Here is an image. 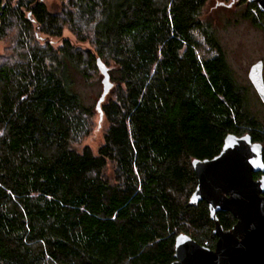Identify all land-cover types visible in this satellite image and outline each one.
I'll return each instance as SVG.
<instances>
[{"label":"trees","instance_id":"obj_1","mask_svg":"<svg viewBox=\"0 0 264 264\" xmlns=\"http://www.w3.org/2000/svg\"><path fill=\"white\" fill-rule=\"evenodd\" d=\"M59 1L51 11L0 0V264H172L180 235L215 249L208 204L191 202L193 162L220 155L230 134L264 146V119L204 18L211 0H173L170 11L156 0ZM237 2L264 30L257 4ZM194 30L218 73L201 72ZM98 60L113 87L94 153L82 144L96 111L76 85L101 79ZM218 218L225 231L236 224Z\"/></svg>","mask_w":264,"mask_h":264},{"label":"water","instance_id":"obj_2","mask_svg":"<svg viewBox=\"0 0 264 264\" xmlns=\"http://www.w3.org/2000/svg\"><path fill=\"white\" fill-rule=\"evenodd\" d=\"M256 2L264 13V0ZM103 76V92L96 109L103 118L102 104L113 87L107 67L98 60ZM264 64L252 65L249 79L264 103ZM264 146L254 143L250 135L239 137L230 134L223 151L212 160L193 162L198 185L191 202H206L215 223L217 237L215 249L196 242L187 235L176 239L175 258L172 264H264ZM231 213L236 224L225 231L218 214Z\"/></svg>","mask_w":264,"mask_h":264},{"label":"rangeland","instance_id":"obj_3","mask_svg":"<svg viewBox=\"0 0 264 264\" xmlns=\"http://www.w3.org/2000/svg\"><path fill=\"white\" fill-rule=\"evenodd\" d=\"M51 11H59L61 2L59 0H44ZM233 0H211L204 11V18L214 29V33L222 49L226 54L227 61L231 70L234 72L237 83L240 86L248 87L250 94L251 110L259 113L264 119V103L257 94L249 79V71L253 64L259 60L264 61V30L262 27L255 26L244 16V9L234 3L232 7H227ZM173 0H156L157 6L171 10ZM225 3L227 6H223ZM64 38L69 39L75 46L90 49L89 43H80L69 31L64 32ZM192 38L196 45V51L200 57V70L205 76L218 73V56L216 51L208 46L204 35L199 30L192 32ZM55 46L62 43L60 39L51 40ZM8 47L7 41H0V57L4 55ZM264 76V70H263ZM101 79L95 78L90 82H78L77 91L80 92L84 103L89 107H94L96 114L93 119V130L91 135L82 144L94 153H97L104 143V136L107 130L105 119L100 118V113L96 109L97 102L103 92ZM227 98L231 102L226 107L232 109L233 96L229 92Z\"/></svg>","mask_w":264,"mask_h":264},{"label":"flooded vegetation","instance_id":"obj_4","mask_svg":"<svg viewBox=\"0 0 264 264\" xmlns=\"http://www.w3.org/2000/svg\"><path fill=\"white\" fill-rule=\"evenodd\" d=\"M248 2H251V1H249V0H247ZM237 2V0H233L230 4H228V6L225 4V3H221L223 6H227V7H232L233 5H234V3H236ZM256 3V2H255ZM257 4V3H256ZM258 6V5H257ZM259 7V6H258ZM260 9V8H259ZM259 61H262L263 62V64H264V61L263 60H259ZM258 61V62H259ZM260 174V178L264 175V173L262 174V173H259Z\"/></svg>","mask_w":264,"mask_h":264}]
</instances>
